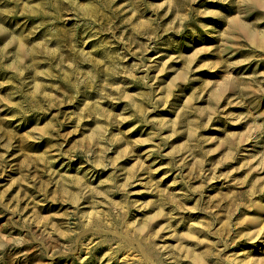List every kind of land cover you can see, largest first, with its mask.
<instances>
[{"label": "rangeland", "instance_id": "obj_1", "mask_svg": "<svg viewBox=\"0 0 264 264\" xmlns=\"http://www.w3.org/2000/svg\"><path fill=\"white\" fill-rule=\"evenodd\" d=\"M0 264H264V0H0Z\"/></svg>", "mask_w": 264, "mask_h": 264}]
</instances>
